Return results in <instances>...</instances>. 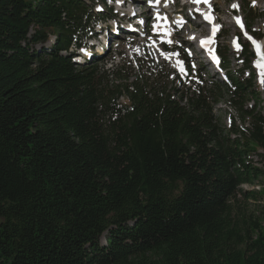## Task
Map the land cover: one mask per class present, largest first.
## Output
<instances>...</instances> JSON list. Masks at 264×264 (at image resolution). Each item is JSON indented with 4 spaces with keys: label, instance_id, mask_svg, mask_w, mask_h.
I'll list each match as a JSON object with an SVG mask.
<instances>
[{
    "label": "trees",
    "instance_id": "16d2710c",
    "mask_svg": "<svg viewBox=\"0 0 264 264\" xmlns=\"http://www.w3.org/2000/svg\"><path fill=\"white\" fill-rule=\"evenodd\" d=\"M89 10L0 0V264H264V209L245 229L231 219V199L264 177L254 53L236 77L221 49L228 79L210 87L140 70L104 86L97 64L62 54ZM227 97L245 127L216 117Z\"/></svg>",
    "mask_w": 264,
    "mask_h": 264
},
{
    "label": "rangeland",
    "instance_id": "374dc122",
    "mask_svg": "<svg viewBox=\"0 0 264 264\" xmlns=\"http://www.w3.org/2000/svg\"><path fill=\"white\" fill-rule=\"evenodd\" d=\"M88 1L91 4V9L92 7L94 8V11L91 10L93 18H97L99 16L96 13V8L98 6L105 8L104 14H102V16L109 17L115 15V9H111V7H109V5L112 4L111 1H108L107 3L105 2V4L98 3L97 0ZM234 3L238 4L239 7L236 9L232 8V5ZM214 7L220 13V20L225 23L224 37L220 39L219 46L228 50L227 59L230 63V72L232 75L238 77L237 73L234 71V68H236L238 65V56L239 54H241L242 50L239 52L235 51L233 49V46L235 48L236 45H233L232 41L235 38V34H237V36L241 38L240 41H242L243 43L247 41L245 40V38H243V35H241L240 33H236L237 29L232 23L233 16L243 17L246 25H248L247 28L250 29H248V34L251 33V31L263 34L262 26L264 23V0H255V6H253V0H216ZM251 12L253 15L250 14ZM118 17L119 16L116 17L117 21ZM100 25L101 23H98L96 27H99ZM191 27L195 32H199L202 30L194 25H191ZM151 34H154V36L147 35L145 37H128V39H125L124 37V39L122 40V45L116 53H104L107 55L101 60L93 57L94 64L98 65L101 72H107V77L103 81L104 86L109 85L111 81L116 79L119 82H125L128 75L130 76L138 70L141 71L142 67L144 68V70L147 69L149 71L160 68L161 70H163L164 76L168 74L171 79L178 78V82H181L179 81V78H186L188 65H190L193 69L191 72V75L193 77H189V79L195 80L199 77V75H201L208 84H223V82L221 81V76L217 72L208 70V68L202 61H200L201 65L193 64L194 58L192 57V53L190 55L187 53V46L190 44L186 40L187 37L190 36L189 26H187L183 31L172 29L170 36L166 35L163 30H155ZM110 36H113V32L110 33ZM169 40H171L172 42L169 43ZM97 41L99 43L101 42L100 39H98ZM259 43H261V45L262 43H264V37L261 38ZM155 44H159L161 46L160 52H156L151 48V46ZM46 45L49 47L51 43L48 42ZM162 45H168L169 49L164 50ZM240 45L242 48L243 44L240 43ZM261 49L262 51L258 52L257 49L254 50L253 47L249 46V50H251V52H255L256 54V58L252 63L253 66L256 64L255 62L257 61V59L263 58L261 55L264 56V48ZM87 56L88 55H86V57ZM82 57H85L84 54ZM177 60H181L182 63L178 64ZM181 68H183V72L181 71ZM253 71L257 76L254 78V90H256V86L264 89V84L260 82V74L256 72V69L254 70V68ZM250 75V72H246L245 78L249 79ZM131 79L132 78H130V80ZM165 80L167 81V79ZM184 81L188 80H183V83ZM173 82L174 81L170 80L168 83L172 84ZM259 97L260 101L264 99L263 95L259 94ZM251 104L252 103H250V105ZM263 106L264 102L261 104V107ZM215 115L219 119L220 123L224 126V128L230 127V118H236L237 123L240 122L243 127L248 124V121H239L241 120L239 110L230 104L229 97H227L226 101L221 100L215 104ZM262 154H264V152L262 150H259L255 155H253V160L254 165L264 171V157L262 156ZM242 188L244 191L254 190L255 192H257L256 199H248L244 195V191L239 192L236 197H233L231 199V205L233 208L231 213L232 222L234 225H238L240 228L245 229L246 226L251 222L253 216H258L259 212L264 209V195L263 193H261L264 189V177L260 180H256L253 185H243ZM107 235L108 234H105L101 238V245L106 244Z\"/></svg>",
    "mask_w": 264,
    "mask_h": 264
},
{
    "label": "snow or ice",
    "instance_id": "6c2138e0",
    "mask_svg": "<svg viewBox=\"0 0 264 264\" xmlns=\"http://www.w3.org/2000/svg\"><path fill=\"white\" fill-rule=\"evenodd\" d=\"M151 2V0H150ZM156 3H159L160 0H155ZM192 2L194 3H205L208 5V8H209V11L208 12H202V10L200 8H197L196 11L197 12H201V14L203 15L204 19L209 21V22H213L215 20V17L211 14V3H210V0H192ZM253 6H255V0H253ZM238 4H233L232 5V8L236 9L238 8ZM167 17L166 16H162L160 15V13L158 12L157 13V20H166ZM235 20H236V23L240 26L241 29L244 28V24L242 22V18L239 17V16H236L235 17ZM175 23L179 26H183L184 23H186V21L183 20V18H180L178 20L175 21ZM155 27L157 29H160L161 28V25L158 23L155 25ZM221 28V25L219 24H215L213 23V27H212V36L210 38H207V39H204V40H201V45L204 46V47H207L210 43H214L215 42V35H216V32ZM171 27L168 26V25H164L163 27V32L166 34V35H171ZM245 35L247 36V38L252 42V44L256 47L257 51L259 52L261 50V48H264V45H261L255 38H253L252 36L248 35L247 32H245ZM194 38V37H192ZM169 43H171L172 41L169 40L168 41ZM236 48H237V51H241L242 48H241V45L237 42L236 43ZM209 51L211 52L212 50L209 49ZM191 54V51L189 50V55ZM212 58L213 60H216L217 63L219 62V58L216 57L214 54L212 55ZM243 61H241L242 63ZM182 63V62H181ZM256 66L257 67H260L261 68V74H260V82L262 84H264V67H261V61L260 60H257L256 62ZM194 67V65H193ZM181 71L183 72V68H181Z\"/></svg>",
    "mask_w": 264,
    "mask_h": 264
},
{
    "label": "bare ground",
    "instance_id": "6f19581e",
    "mask_svg": "<svg viewBox=\"0 0 264 264\" xmlns=\"http://www.w3.org/2000/svg\"><path fill=\"white\" fill-rule=\"evenodd\" d=\"M161 9H164V7L163 6H161L160 7ZM122 10V9H121ZM123 11V10H122ZM173 19H176V17H172ZM197 24H198V26L199 27H201L202 26V23H200V22H197ZM181 27V26H180ZM183 27V26H182ZM179 31H183L182 29L181 30H179ZM262 45H264V43H262ZM103 49H104V47H103ZM260 51H262V49L260 50ZM264 51V50H263ZM102 54H104V53H102ZM88 57V56H87Z\"/></svg>",
    "mask_w": 264,
    "mask_h": 264
},
{
    "label": "water",
    "instance_id": "95a60500",
    "mask_svg": "<svg viewBox=\"0 0 264 264\" xmlns=\"http://www.w3.org/2000/svg\"><path fill=\"white\" fill-rule=\"evenodd\" d=\"M263 95H264V93H263Z\"/></svg>",
    "mask_w": 264,
    "mask_h": 264
}]
</instances>
